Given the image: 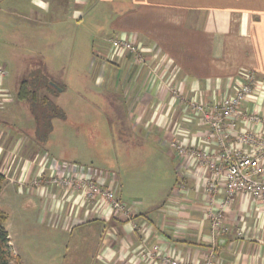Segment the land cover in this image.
Wrapping results in <instances>:
<instances>
[{"label":"crops","instance_id":"crops-1","mask_svg":"<svg viewBox=\"0 0 264 264\" xmlns=\"http://www.w3.org/2000/svg\"><path fill=\"white\" fill-rule=\"evenodd\" d=\"M58 1H54L50 12L58 21L55 33L63 46L64 42L77 40L80 27L66 31L64 17L73 19V2ZM81 1L85 0H75ZM107 1L126 7L120 10L113 30L117 37L137 41L141 60L137 62L138 57L127 53L120 61H111V46L104 45L105 57L112 63L106 64L103 58L106 74H102L104 79L99 77L102 83L98 86L120 92L133 130L167 148L165 156L172 164V173L160 182L158 198L152 192L142 193L141 182L147 175H135L129 186L118 172L80 164L124 204V211L116 212L100 197L87 199L83 192L52 183L55 172L50 158L63 150L61 142L68 143L67 139L53 136L48 148H37L29 143L30 139L13 134L3 138L0 131L4 184L12 186V192L17 189L20 196L26 193L31 198L35 193L41 212L36 224L41 221V230H58L70 237L79 232L89 250L78 253L84 254L89 264H166L161 254L188 264H205L210 255L212 264H264V208L249 195H236L221 223L227 230L214 237L208 212L220 208L226 191L221 184L217 193H209L207 183L212 175L200 168L192 155L197 150H222L210 139L208 127L195 114L192 104H219L233 93L243 74L252 71L257 73L259 84L242 105L237 131L228 147L245 155H264L259 144L239 139L249 133L264 142V0ZM18 7V0H0V22L21 13ZM94 10L91 8L89 14ZM80 13L74 14V20L81 18ZM29 15L32 18L24 16L26 22L43 19L34 10ZM34 15L38 17L34 19ZM0 67L6 71L2 60ZM8 83L12 86H2ZM12 89L16 91L14 82L0 77V98H4L0 99V119H10L12 125L33 123L35 117L27 115L24 103L17 99L18 92L14 94ZM23 115L28 117L21 121ZM251 116L260 120L255 122ZM177 141L193 151L180 156L172 146ZM261 161L264 164V157ZM37 176L42 183L35 180L31 184ZM47 179L54 186L30 190V184L40 186ZM23 186L27 192L22 191ZM26 202L32 204L34 200ZM155 245L161 254L147 258Z\"/></svg>","mask_w":264,"mask_h":264},{"label":"rangeland","instance_id":"rangeland-1","mask_svg":"<svg viewBox=\"0 0 264 264\" xmlns=\"http://www.w3.org/2000/svg\"><path fill=\"white\" fill-rule=\"evenodd\" d=\"M54 1L18 0V6L21 8L19 10L18 7V11L21 13L11 18L7 16L5 22H0V60L6 66V77L14 82V94L18 92L24 78L34 80L42 68L41 75L50 78L51 83L55 82V85L60 87H55L59 90L58 94H48L41 88L37 108L46 110L41 98L47 95L53 104L61 106L58 107L65 113V117L54 120L50 118L51 112L45 111L47 117L43 119L38 116V119L34 118L33 123L12 125L10 119H0L3 138L12 134L27 138L30 139L29 143L32 142L37 148H48L53 136L67 139L68 143L61 142L63 150L50 158L54 177L58 179V182L54 183L59 187L69 189L59 181L64 174L63 165L80 167V164H93L96 168L118 172L129 186L132 185L131 179L135 175H147L141 182L142 193L147 195L152 192L153 197L157 199L160 182L168 179L172 173V164L165 156L167 148L152 139H144V135H138L133 130L134 126L127 114L130 112L124 108L120 92H110L105 87L98 86L99 77L104 79L106 74L102 68L103 58H106L104 45L111 46L112 39L123 38L115 35L117 33L113 30V24L122 14L120 10L126 7L116 6L107 0H71L74 7L72 10L71 6L73 19L66 16L65 24H62L68 28L67 32L79 26V37L69 43L70 46L68 42L61 46L56 30L58 21L53 19L50 12ZM91 8L95 10L89 14ZM33 10L39 13L40 19L43 18L39 22H32L34 25L24 20L25 14L30 16ZM79 10L81 18L74 20V14ZM36 17L38 16L34 15L33 18ZM129 41L139 46L135 39ZM111 49L114 55L110 60L120 61V52H115L112 46ZM61 50L64 52L61 53ZM69 50L73 51V55L68 54ZM132 55L137 57L136 54ZM135 59L140 62V59ZM111 61L106 58V64L112 63ZM101 83L102 80L99 84ZM2 86L8 88L12 84ZM0 99L4 98L1 96ZM23 103L25 112L29 113L27 115L34 116V107L29 102ZM27 117L23 115L21 121ZM50 124L53 128L51 131ZM68 173L70 172L65 175ZM35 180L42 183L40 176H37L32 179L31 184ZM43 183L40 186L30 184V190L54 186L48 179ZM25 187L23 186L22 191L27 192ZM3 188L5 189L0 194V209L8 215L5 226L12 234L14 255L20 257L22 264H89V259L78 253L89 250L80 240L79 232L70 237L69 234L58 230H41V221L36 224L41 212L39 198L34 192L31 198H27L26 193L17 195V189L12 192V186L7 183ZM27 200H34V203L29 204ZM78 244L81 246L78 247Z\"/></svg>","mask_w":264,"mask_h":264},{"label":"built area","instance_id":"built-area-1","mask_svg":"<svg viewBox=\"0 0 264 264\" xmlns=\"http://www.w3.org/2000/svg\"><path fill=\"white\" fill-rule=\"evenodd\" d=\"M111 46L115 52L136 54L141 60V49L129 40L124 38H115L111 40ZM119 54V55H120ZM5 69L0 67V77H6ZM259 84V78L255 72H246L243 74L242 81L234 89L233 93L225 97L219 104L206 106L194 102L192 109L204 125L209 129V137L215 140L222 150L216 153L206 150H197L192 153L200 168L209 171L212 175L208 179L207 189L209 193H217L221 184L226 191V199L221 203L220 208H212L208 214L211 215L213 236L226 231L221 223L224 213L229 208L233 198L238 194H246L252 197L254 201L264 208V164L261 159L264 155H245L239 151L231 150L228 147V141L237 131L238 118L242 114L243 103L251 97ZM253 121H259L258 116H251ZM239 139L245 143L260 145L261 153L264 154V142L249 133L243 134ZM172 146L179 155H186L192 152L190 147L183 143L173 142ZM64 174L59 180L61 185L69 189L83 192L87 199L100 197L108 201L111 208L116 212H123L125 206L117 198L116 194L99 184L90 176L89 168L86 166L75 167L63 165ZM66 172H70L67 175ZM52 182H58L55 177ZM160 253V248L155 245L151 251L146 254L147 258H154L155 254ZM161 254V253H160ZM161 258L166 264H188L181 259L168 254H161ZM213 255H210L205 264H212Z\"/></svg>","mask_w":264,"mask_h":264},{"label":"trees","instance_id":"trees-1","mask_svg":"<svg viewBox=\"0 0 264 264\" xmlns=\"http://www.w3.org/2000/svg\"><path fill=\"white\" fill-rule=\"evenodd\" d=\"M41 74H42V68L39 69V73L37 74L38 76L34 80H30V78L23 79L18 89L17 99L22 102H29L34 107L35 109L34 116L36 119H38V116H40L43 119L47 117L45 111L51 112L50 118L52 119L64 118L65 113L62 111L60 107L53 104L47 95H44L41 98L43 106L46 108V110L37 108V104L40 101L39 91L41 90V88L45 89L48 94H54V93L58 94L59 90L56 89L55 87L56 86L60 87L58 85H55L56 84L55 82L51 83L50 78L46 76L43 77ZM51 124L49 128L50 131L53 129L51 127ZM5 180H6L5 176L0 172V194L3 190ZM7 220H8L7 213L0 209V264H22L20 257L14 255L13 247L11 245L10 235L5 226Z\"/></svg>","mask_w":264,"mask_h":264}]
</instances>
